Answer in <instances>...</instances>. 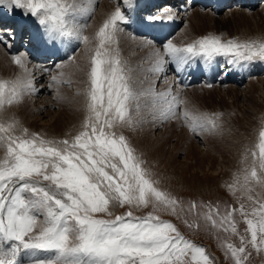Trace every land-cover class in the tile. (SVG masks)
Returning a JSON list of instances; mask_svg holds the SVG:
<instances>
[{
	"label": "snow or ice",
	"instance_id": "1",
	"mask_svg": "<svg viewBox=\"0 0 264 264\" xmlns=\"http://www.w3.org/2000/svg\"><path fill=\"white\" fill-rule=\"evenodd\" d=\"M88 3L89 7L81 8L76 0H0L9 15L19 10L33 18L47 45L59 47L71 40L83 44L88 61L83 69L86 116L71 139L29 133L15 118L0 121V148L5 150L0 158V264H214L203 246L155 214L164 210L178 217L181 201L157 186L146 161L120 130L135 128L140 122L141 98L153 119L180 121L198 136L220 132L223 114L194 111L182 89L157 92L153 82L137 91L118 47V35L131 23L129 14L138 7L137 0H123L124 10L116 7L92 37L84 34L88 24L78 23V13L94 12L92 0ZM175 18L169 6L147 20ZM4 33H0V44L11 49L15 33L11 29ZM153 57L149 69L153 74L164 73L169 64L181 73L194 59L212 62L223 57L229 65L264 62V39L224 41L207 35L183 47L168 41L163 51L154 50ZM11 60L22 74L14 80L0 79V113L39 91L27 53L16 52ZM75 61L73 51L67 62ZM51 81L61 82L57 75ZM255 149L245 152L244 159L250 151L252 162L244 169L243 184L237 178L227 185L233 195L238 186L251 192L249 185H264V130ZM254 203L258 206L250 211L241 203L239 209H226L223 215L218 207L208 206L204 215L213 228L232 234H237L234 214L244 217L250 238L240 236L238 247L226 245L234 264H245L251 255L249 245L257 252L264 250V202ZM125 206L129 208L125 214L114 215L113 209ZM196 207L192 202L190 210ZM141 208L152 211L134 215L132 209ZM184 222L189 228L199 227Z\"/></svg>",
	"mask_w": 264,
	"mask_h": 264
},
{
	"label": "rangeland",
	"instance_id": "2",
	"mask_svg": "<svg viewBox=\"0 0 264 264\" xmlns=\"http://www.w3.org/2000/svg\"><path fill=\"white\" fill-rule=\"evenodd\" d=\"M83 1L85 2V4H87V2H88V0H83ZM93 1L98 3V0H92V2ZM163 2L166 3L167 0H164ZM182 3L183 2L181 0H177L176 4L174 5V6H176L175 8H179L182 5ZM196 6L199 7L198 5H196ZM196 6L188 8V15H186L185 18L187 19V21L191 22L192 16L194 15L193 14L194 10H196L197 12L200 11L199 13L202 15V19H203L204 26H205V28H204V30H205L204 32L205 33L198 35V37L199 36H203V35H206V36L207 35H214V36H220L224 41H227V40H230V39H237L239 41L251 40L253 38L254 39H259V38L260 39H264V37H263L264 33H263V35L260 34V31L264 29V24H263L264 20H262V18L264 19V14H262V12L264 13V11L262 10L263 6H262L261 2L258 3V5L256 7L255 6L253 7L254 9L251 11V13L248 12L249 10L248 11L244 10L247 14H245V12H243V13H241V12L238 13L237 12L236 13V12H232V11H231L232 13L231 12L225 13L224 9L226 7L222 8L219 12L216 13V14L220 13L219 16H221L222 19L221 20L218 19V20H216L214 22L208 21V19H207L208 13H206L204 11L205 9H198V8H196ZM190 10H193V11L190 12ZM201 10H203V11H201ZM18 11L19 10H17V12ZM174 12H176V9H174ZM253 12L254 13L258 12V14H254ZM206 14H207V16L204 19ZM252 14H253L254 19L251 17ZM254 15H256V16L258 15L257 16L258 18L261 15L263 16V17H260V21H261L262 25H261V23H258L259 19L255 18L256 16H254ZM247 17H248L249 22H248V20H246ZM89 18L90 17H88L87 20L84 21V23L85 22L89 23L90 22ZM233 18H235V19H233ZM237 18H239V19L237 20ZM251 18L253 19L254 23H253ZM226 19H227V22H226ZM250 19H251V21H250ZM204 20H206V21H204ZM228 20H230V21L228 22ZM233 20H235L234 23L236 25L235 24L233 25ZM187 21L186 20L183 21L181 23V26L182 27L187 26V24H188V23H186ZM222 21L226 22V23H223ZM236 21L240 25H237L238 23ZM244 22L247 23V25H244L245 24ZM213 23H214V25H213ZM229 23L231 24V26H230ZM255 23H257L256 26L258 28L255 27ZM249 25H250V27H249ZM211 26H212V29H211ZM240 26H241V28H240ZM249 28H251V29H249ZM246 29H248V30H246ZM242 30H244V31L242 32ZM249 30H251V31H249ZM257 30H258L259 34H255L257 32ZM246 31L249 34H246ZM252 31H253L254 34L251 33ZM128 33L131 34L130 31H127L125 29H124L123 32L119 33L120 37L121 36L124 37V39L123 38H121V39L123 41L126 40L125 43L121 42L123 45L120 44L122 48L121 47L119 48L120 49V53L121 52L125 53L122 56V58H125V59H128L129 50L127 48H131L130 45H126V43L130 42V38H126L125 37V34L127 35ZM196 37L192 38V40L194 41L196 39H199L198 37L197 38ZM178 39L179 38H177V36H175L174 39L171 42L176 44V43H178ZM176 45L178 46L180 44H176ZM76 48L78 49L76 51V56L79 58V59L78 58H76V59H78L79 61L76 60L75 61L76 63H72V64L69 63L68 64L67 58L65 60H63L64 63L62 64V67L59 68L58 72L56 73V75L58 76V79L61 81L60 83L54 84L51 81V79H49V80L48 79L47 80L44 79V81H46V84H47L48 87H49L50 84H53L52 87H49L51 90L48 93L42 94L40 92L39 93L37 92L35 94L26 96L24 98V100H23V103H21L19 106H12L13 108L9 107L4 112H2L0 114H6L9 117L11 115V117H14V115L20 116V113H21V119H24L25 116L26 117L28 116L27 114L30 115V114H33L34 112L37 111V109H35V106H36L35 103H37V101H39V100H41V101L44 100L45 102L49 101L45 107L49 106L48 108L51 111L50 115L53 116V115H55V113H57L59 111L58 112L59 115H57L58 113L55 115V119H56L55 121H57L58 119L62 120L61 121L62 123L60 122L61 124H60L59 128H57V126L54 127V126H51L50 124H47L44 121L46 118H43L41 120L43 122H41L39 119H37V121H35V122L32 121L30 123L31 125L29 124L30 126L27 125L28 128L27 127H25V128L28 129L29 133H31L33 131L32 133H37V134H39L42 137L46 135L47 136V137L45 136L46 139H55V138L57 140L71 139L73 136H75L81 130V125H82V122H83L82 121L83 120V112H82L83 108H81L82 107V105H81L82 103H80V102H84L85 96H83V93H84L83 88L86 89V87H87L86 78H85V80H82V79H84L82 74L84 73L83 69L85 68L84 65H86V63H85L86 59L82 55H80V57H79V53L81 51L80 49H82V50H84V49H83V47H82V45L80 43L77 44ZM86 53H85V55L87 56ZM84 59H85V61H84ZM79 63L80 64L82 63L84 68L83 67H79V66H82V64L79 65ZM253 63L254 64L261 63V65L264 66V62L258 61V62H253ZM253 63L248 62V63L242 64V65H229V64H227L226 61H223V64H224L223 68L225 69V75L228 76V74L229 75L230 74L231 75L234 74L233 73L234 68H238L236 70V72L240 71L239 76H244L245 75V76H249L250 77L251 73L254 70V68H256V67H254V65H252ZM6 65L3 64V63H0V67H1L0 68V70H1L0 71V78L3 77L4 80H7V79L10 80V78H12L11 80H13L17 76L22 74L21 73V69L17 65L14 66V63L12 61H10ZM9 65H10V67H9ZM75 65H76V67L78 69L73 67ZM7 67H8L9 70L7 69ZM15 67H17V68H15ZM72 67L74 69L71 70ZM2 68H4V69L6 68L7 70L6 71L4 69L2 70ZM79 69L80 70L82 69V72ZM12 70H14V72H12ZM8 71H9V74H8ZM5 72H7V73H5ZM30 72H31L32 77H33L35 75V73L33 74L31 70H30ZM61 72L64 74L63 76L59 75ZM148 74L151 75V77L149 78L148 81H144V80H142V78L140 79L139 78L140 76H138L137 74L136 75L134 74L135 76L131 74V76L133 78V81H135L134 82V87L136 88L137 91H140V90H142L144 88H147L149 83H153L154 82L155 76L159 75V74H153L152 72H150V73L148 72ZM9 75H11V77H8ZM257 75H259L258 76L259 78L264 79V70L261 69L258 72ZM4 76H7V77H4ZM33 79H34L35 87L37 88V86H36L37 82H35L36 78L33 77ZM134 79H137V80H134ZM78 81H79V83H77ZM224 81L225 82H222V83L226 84V85L224 84L225 87H223L224 85H222V84L221 85H212L211 87H208L207 85H203V84H206V83H202V84L193 85L192 87H189L190 89L189 88L182 89L184 97L190 102L189 107L191 109H193L194 111H199V112L209 113V114H211V113H222L223 114L222 120H221V129L222 130L220 132H218L219 134L218 133H205L203 136L193 135L189 131V129L187 127H184V126L181 125L180 121L169 120L167 122H162L159 119H153V115H152L151 110L149 108H146V107L143 106L145 104L144 103L145 100L143 98H141V100H140L141 101L140 103H141V106H142L141 107V111L143 113L147 114V116L146 115L143 116V118L141 120L142 122L144 120H147L146 127H148L150 129L152 125H154L155 123L158 122L157 124L161 125V128H159V130L163 129V131H164L166 126H168L171 123H175V124H178V127H177L178 129H176V130H177V132L179 130L178 134L180 135V137L183 134H187L188 138H189L188 142H184V148L181 151L180 150L179 151H175V149L173 148L174 145H175V147L177 146V144H178L177 142L179 140L172 138V140L170 141V139H169L168 142L164 144L166 146V148L164 146L165 151L167 149V151L169 152L168 153L166 151L168 153V154L165 155L166 159H164L163 155H162L163 157L160 155V157H162L163 160H165L167 162H170L169 166L165 167V170L161 169L162 167L159 168L157 166L159 169H157L156 171H158V172L155 173V172L152 171V174H154L153 178L159 182L157 186L161 190L165 191L166 193L171 194L173 197H175L179 201H181L182 210L179 211V216L178 217L174 216V215L170 214L168 211H164V210H160V211L156 212L155 214L159 215L160 218L163 219V220H169L172 223H174L179 228L181 233L185 236V238H187L190 241H193L198 246H203L206 249V252L212 258H214V264H219V263L217 262V260L215 258L216 256L215 257L213 256V252H215V254L220 256V259H221L222 263H224V264H234V261L231 258L230 254H226V245L228 243H232L233 245L238 247V246H240V243H241L240 236H245L246 239H249L250 238V234L246 232L247 224L245 222L244 217H242L239 214V212H236L234 214V220L237 222V234H232L230 231L229 232H225V231H223L222 228H213L211 226L210 222L206 221L205 218H204V215L209 212V207L208 206H211L212 209H215V208L218 207L219 211H220V214L223 215L226 209H229V208L239 209L241 203H243L245 205L246 211H250L251 207L258 206V204L254 203L255 201L259 200L261 202H264V185H259V184H255V183L249 185V187L252 189L251 192H245L243 189L240 188V186H238L235 195H233L231 193V191L227 187L228 184H232L237 178H239L240 184L241 185L243 184L244 169L245 168H249L250 165H251V162H252V157H251L250 151L247 153L248 159L247 160L244 159L245 152H246V150H256L255 146L258 143L259 132L261 130H264V110H263L264 107H259V109H257L258 108L257 107L256 109H254V108H250L251 106H249V107L247 106V108H246V105L244 104L245 105L244 106L241 101L238 102V101L234 100V97L233 98L231 97V96H234L233 92L236 93V90L238 92H241L243 89H246L245 88L246 81L243 82L244 79H242L240 86L237 85V84H234V86H233V84H230V85L227 84V83H232V82H229L230 80H227L225 78H224ZM254 81L256 83H259L258 79L254 80ZM263 82H264V80H263ZM48 83H49V85H48ZM80 83H82V85L83 86L85 85V86L84 87L81 86ZM146 83H148V84H146ZM79 85H80V88H79ZM154 85H155V88H157V92L166 91V89H161L159 87L160 86L159 83L155 82ZM208 85H210V84H208ZM71 86H74V87H71ZM81 87H83V88H81ZM75 89H77L79 92L77 90H75ZM59 91H61V92H59ZM73 91H75V92L73 93ZM224 92L225 93L227 92L228 94L225 95ZM57 94H58V96H57ZM220 94H222V95H220ZM43 95L44 96L46 95L49 98L45 96L44 99H42ZM54 96H55V98H54ZM60 96H62V97H60ZM74 96H76V97L74 98ZM77 96H78V99L80 98L79 99L80 101L77 100ZM196 97H197V100H196ZM61 98H62V100H61ZM32 99L34 100V102H33ZM55 99H58V100L56 101ZM73 99H75L76 102H74L75 100L73 101ZM198 99H199V101H198ZM52 100H53V103L51 102ZM54 101H55L56 104L54 103ZM77 101H78V104H80L79 107L77 105ZM73 103H74V106H73ZM33 104H34V106H33ZM238 104H240V105L237 108ZM22 105H23V107H22ZM74 107H76V108H74ZM242 107H244V109ZM30 108H31V112H30ZM261 108H262V110H261ZM52 109H53V111H52ZM55 109H56V111H55ZM70 109H71V111H70ZM26 110H28L29 112L28 111L26 112ZM240 110L242 112H244V113L246 111V113L244 114ZM243 110H245V111H243ZM141 111L139 113L140 115L143 114ZM247 112H249V113L247 114ZM62 113L63 114L65 113V115H62ZM239 113H241L242 115L239 114ZM66 115H67V117H66ZM78 115H81V116H78ZM247 115L249 116L248 118H247ZM68 116H69V118H68ZM241 116H244V118H242ZM245 116H246L247 119L245 118ZM77 117H78V119H76ZM79 118H80V120L82 119L81 120L82 122L79 120ZM240 118H242V119H240ZM0 121H1V118H0ZM239 121L241 123H239V124L236 123V122H239ZM73 122L74 123L76 122V123L74 124ZM78 122L79 123L81 122V123L79 124ZM244 122L247 124V126H246V124ZM72 124H73V126L77 124L78 128L71 126ZM237 124L239 125V127L237 126ZM70 126H71V128L73 127V129L70 130V128H69ZM232 127H233V129L231 130ZM45 128H47V130H42V129H45ZM240 128H242V129H240ZM243 128L245 130L244 133L241 132V131H243ZM41 130H42L44 135L42 134ZM48 130H50V131H48ZM45 131H46V133H45ZM73 131L75 132V134H74ZM76 131H77V133H76ZM66 132H69V133H66ZM70 132H72V134H73L72 136H70L71 135ZM235 132H236V134H235ZM16 134H19V130H17ZM53 134L56 137H54ZM150 134L152 135V133H150ZM231 134H232V136H230ZM237 134H239V135H237ZM57 136H58V138H57ZM219 138H220V140H218L219 141V144H218L216 142H217V139H219ZM230 138H232V139H230ZM235 138L237 139V141H236ZM239 138H240L241 141L239 140ZM242 139H244V140H242ZM226 140H228L229 142L226 141ZM220 141H222L221 144H220ZM223 141H225L224 143H227V144H225L226 146L224 145ZM244 141H245V143H244ZM234 142L235 143L238 142V143H236V145L237 144L238 145L235 146ZM198 143H201V144H198ZM229 143H232L234 145L229 144ZM191 144H193V145L191 146ZM205 144L207 146L208 145L209 146L207 147ZM215 145H217V147ZM222 145H224V147H225V148L223 147L224 150L222 148ZM229 145H231L232 147H230ZM213 146L215 148L214 150H213ZM235 147H236V149H235ZM171 148H172V150H171ZM226 148H227V150H225ZM2 149L3 148H0V150H1L0 151V155L3 154V153L5 154V150H3L4 152H2ZM239 149H240V151H239ZM208 150H210V151H208ZM234 150H236V151H234ZM189 152H191L192 155L194 154V156H195V160H193L192 163H195V164L200 166L201 162H203L204 165L203 166L201 165L202 166L201 169H200V167L199 168H195V169H193V168L191 169L190 165H189V167L185 168V166L183 164L187 163L186 161H188V160H187L186 156L188 155ZM206 152H207V155H206ZM214 152H215V154H214ZM238 152H240V153L238 154ZM222 153H224L226 155H224ZM209 155H210V157H209ZM216 155H217V158L214 157ZM231 155H232V157H231ZM233 155H235V157ZM229 156H230V158H229ZM236 157H238V158H236ZM167 158H169V159L167 160ZM184 158H186V159H184ZM220 158H221V160H220ZM143 159L146 160V164H147L148 163L147 158L145 159V157H143ZM206 159H207V161H206ZM234 160L236 162H234ZM223 163H224V167H223ZM233 163H235V165ZM190 164H191V162H190ZM216 164L218 165V167H217ZM205 167H206V170L203 171L202 169L205 168ZM212 168H214V169H212ZM217 168H219V169H217ZM160 171H161V173H159ZM231 178H233V179H231ZM249 196L252 197V200L248 199ZM192 202H195L197 207L195 209H191L190 210V205H191ZM128 210H129L128 206H125V207H122V208L121 207H117V208L113 209V212H114V215H123ZM132 210H133L134 215H136V216H145V215L148 214V212L152 211L151 208H147V209L141 208V209H132ZM213 215H214V218H217L215 216V213H213ZM185 220H187L188 223H191L193 225L199 224V227L197 228V227L193 226L192 228H189L185 224V222H184ZM247 250L251 252V255L248 257V259L245 262V264H264V250H262L260 252H257L255 249L251 248L250 245L248 246Z\"/></svg>",
	"mask_w": 264,
	"mask_h": 264
},
{
	"label": "bare ground",
	"instance_id": "3",
	"mask_svg": "<svg viewBox=\"0 0 264 264\" xmlns=\"http://www.w3.org/2000/svg\"><path fill=\"white\" fill-rule=\"evenodd\" d=\"M159 1H161V4L162 5H157V7H152L153 6V4H157V2H159ZM164 0H137V4H138V9H139V11L140 12H142L143 11V9H147L146 10V13H147V11H149L150 9H148L147 7H150L151 9H153V10H159V9H161V8H164L165 6H166V4H169V3H171V4H176V2H177V0H167V2L166 3H164L163 2ZM201 1V0H200ZM94 2V1H93ZM92 2V7L94 8V12L92 13V14H90V15H88V16H83L82 14H79L78 13V23H84V21L85 20H87V18L88 17H90L89 18V20H90V22L88 23V22H85V23H88V27H87V29L84 31V34L85 35H88V36H90V37H92L93 35H94V33L99 29V27H101L102 25H103V23H104V21L108 18V16L115 10V8L116 7H121L122 8V10L124 9V5H123V0H98V3L97 2H94L93 3ZM163 2V3H162ZM261 2V4H262V6H263V8H262V10L264 11V0H258V3H260ZM76 3L79 5V7H81V8H87V7H89V3L87 2V4H85V2L83 1V0H76ZM165 4V5H164ZM244 4H246V6H242V5H244ZM251 6H250V5ZM254 5L255 4H251V3H249L248 1H246L245 0V2H242V0H239V1H236V2H231L229 5H227L226 6V8L224 9L225 10V13H229V12H238V13H243V12H245V11H248L249 13H251V11L254 9L253 7H254ZM242 6V7H241ZM261 6V7H262ZM182 8V5L178 8V9H181ZM188 8H191V7H188ZM188 8L185 10V11H180V10H177L176 9V12H174V10H173V14H174V16L177 18V20L180 22V23H182L183 21H187V19L185 18V16L186 15H188ZM196 8H198V9H201L200 7H197L196 6ZM245 10V11H244ZM193 10H190V12H192ZM201 11H203V10H201ZM206 13H208V17H207V19H208V21H211V22H214V21H216V20H218V19H222L221 18V16H219L220 15V13L219 14H216V10L215 9H213V8H207V9H205L204 10ZM200 12V11H199ZM199 12H197L196 10H194V15L192 16V20H191V22H189V21H187L186 23H188L187 24V26H185V27H182L181 28V30L176 34V36H177V38H179L178 39V43H176V44H180V45H186V44H189V43H191V42H193V40H192V38H195L196 36L198 37V35H200V34H203V33H205L204 31V28H205V26H204V22H203V19H202V15L199 13ZM231 12V13H232ZM260 12V11H259ZM203 13V12H202ZM248 13V14H249ZM254 13V12H253ZM261 13V12H260ZM148 14V13H147ZM147 14H144V15H146L147 16ZM176 14V15H175ZM245 14H247L246 12H245ZM254 14H258V12L257 13H254ZM262 14H264L263 12H262ZM192 15V14H191ZM224 15V14H223ZM228 15V14H227ZM206 16H207V14L205 15V17H204V19L206 18ZM245 16V15H244ZM243 16V17H244ZM254 16H256V15H254ZM258 16V15H257ZM255 17V18H257V19H259L258 21V23H261V21H260V17H263L262 15L258 18V17ZM225 17V16H224ZM223 17V18H224ZM251 17L254 19V17H253V14L251 15ZM251 18V19H252ZM22 19H26L28 22H27V24H28V26H29V30H30V39L31 38H35L36 39V41H38V40H40V37H39V34H40V36H41V33H40V31H39V29H38V26H37V24L34 22V20H32L31 19V17H25V16H23L22 14H21V12L20 11H16V12H14L13 14H11V15H9L8 13H7V11L3 8V7H0V33H3V34H5L6 35V33H4V30L5 29H8V28H6L7 27V23H11V27L13 28V25H14V23L16 24L17 23V21L18 20H22ZM225 19V18H224ZM233 19H235V18H233ZM239 18H237V20H238ZM251 19H250V21H251ZM253 19H252V21H253ZM245 20V19H244ZM246 20H248V17H247V19ZM256 20V19H255ZM262 20H264L263 18H262ZM29 21H31V23L29 22ZM204 21H206V20H204ZM230 20H228V22H229ZM219 22V21H218ZM223 22V21H222ZM226 22H227V19H226ZM226 22H223V23H226ZM235 22V20H233V25L235 24L234 23ZM237 22V21H236ZM241 22V21H240ZM247 22V21H246ZM248 22H249V20H248ZM256 22V21H255ZM238 23V22H237ZM245 23V22H244ZM253 23H254V21H253ZM230 24V23H229ZM263 24H264V22H263ZM212 25V24H211ZM213 25H214V23H213ZM232 25V26H233ZM236 25V24H235ZM237 25H240L239 23L237 24ZM244 25H247V23H245ZM257 25V23H255V27H257L256 26ZM261 25H262V23H261ZM16 26H17V24L15 25V29H16ZM209 26V25H208ZM230 26H231V24H230ZM3 27V28H2ZM245 27V26H244ZM249 27H250V25H249ZM254 27V28H255ZM11 28V29H12ZM238 28V27H237ZM240 28H241V26H240ZM243 28V27H242ZM253 28V29H254ZM258 28V27H257ZM10 29V28H9ZM211 29H212V26H211ZM214 29V28H213ZM249 29H251V28H249ZM256 29V28H255ZM208 30V29H207ZM246 30H248V29H246ZM241 31V30H240ZM244 30H242V32H243ZM249 31H251V30H249ZM248 31V32H249ZM260 31V30H259ZM263 31V32H262ZM13 32H15V30L13 31ZM256 32V31H255ZM257 32H258V30H257ZM255 33V34H259V32L258 33ZM39 33V34H38ZM245 33V32H244ZM251 33H253V31L251 32ZM263 33H264V29L263 30H261L260 31V34H262L263 35ZM246 34H249V33H247V31H246ZM245 34V35H246ZM254 34V33H253ZM203 36H206V35H203ZM203 36H199L198 38H200V37H203ZM227 36V35H226ZM125 37L126 38H130V42H128V43H126V45H130L131 46V48H127L128 50H129V52H128V59H125V58H122V56H123V54H125V53H123V52H121L120 53V55H121V58H122V60H124V61H126L127 62V67L129 68V69H131V74L132 75H138V76H140L139 78L141 79L142 78V80H144V81H148L149 80V78L151 77V75L150 74H148V72L150 73V71H149V69L152 67V65H153V63H154V57H153V52H154V50L155 49H159V50H161V51H163V47H161L159 44H156V43H153L152 41H150L148 38H146L145 37V35H142V36H132L131 34H125ZM196 37V38H197ZM230 37V36H229ZM254 37V36H253ZM262 37V36H261ZM263 37H264V35H263ZM41 38H42V36H41ZM121 38H123L124 39V37H120L119 35H118V41H119V44H118V47L120 48L121 47V45L120 44H122V43H125V41H123ZM248 38V37H247ZM254 39V38H253ZM260 39V38H259ZM43 40V39H42ZM128 40V39H127ZM44 41V40H43ZM180 41V42H179ZM122 42V43H121ZM149 42H151V43H149ZM94 43V42H93ZM185 43V44H184ZM82 45V47H83V49L84 50H82V49H80L81 51H80V53H79V57H80V55H82L85 59H86V61H85V59H84V61H85V63H86V65H87V63H88V61H87V56L85 55V53H86V49H85V46L83 45V44H81ZM123 45V44H122ZM48 47H51L50 45H47ZM81 48V47H80ZM122 48V47H121ZM124 49V48H123ZM34 50V47L33 46H31V47H29V50H28V52L26 51V53H27V55H28V59H29V61H30V63H29V65H28V67H29V69L32 71V73L34 74L35 73V75L33 76L34 78H36V81L35 82H37V89H39V91H38V93L40 92V93H42V94H44V93H48L51 89L47 86V84H46V81H44V79H51V76L52 75H56V73L58 72V69H57V67H56V65L57 64H61L63 61H59V62H56L55 63V65L52 63V61H51V58L49 57V58H46V59H42L41 61H37L36 60V58H38L37 57V55L36 54H33V51ZM78 50V49H77ZM46 51H48V52H51V51H53L51 48H48V49H46ZM125 51V50H124ZM119 52H120V49H119ZM76 53V52H75ZM84 53V54H83ZM87 54V53H86ZM11 55L12 54H10L9 53V48H6L3 44H0V63H3V64H8L10 61H12L11 60ZM130 55V56H129ZM125 56V55H124ZM76 58H78L77 56H76ZM79 59V58H78ZM78 59H76L77 61H79ZM221 59H223V61H226V59L225 58H223V57H221ZM216 60H220V58H217ZM83 61V60H82ZM83 61V62H84ZM191 63L188 65V68H190V69H192L193 71H196L197 73H203V74H206L207 73V70H206V67H205V61L204 60H201V59H194V60H192V61H190ZM255 62H258V61H255ZM74 63H76V62H74ZM225 63V62H224ZM251 63H253V62H251ZM11 64V63H10ZM69 64V63H68ZM72 64V63H71ZM82 64V63H81ZM80 63H79V65H81ZM12 65V64H11ZM78 65V66H79ZM86 65H84L85 67H86ZM252 65H254V67H256V68H254V70H253V72L251 73V74H253V75H251L250 77L249 76H239V74H240V71L239 72H236V70L238 69V68H234V71H233V73L234 74H228V76H226L225 75V73H223L222 75H221V77L222 78H226L227 80H230L232 83H227V84H233V86H234V84H237V85H241V81H242V79H244V81L243 82H245L246 81V85H245V88L246 89H243L241 92H238L237 90H236V93H234L233 92V94H234V96H231L232 98L234 97V100H236V101H238V102H242L243 103V105L245 104L246 105V108H247V106L249 107V106H251L250 108H254V109H256L257 107V109H259V107H264V82H263V80L264 79H262V78H259L258 76L259 75H257L256 73H258L261 69L262 70H264V66L263 65H261V63H257V64H252ZM7 66V65H6ZM14 66H15V64H14ZM72 66V65H71ZM84 66H83V64H82V66H79V67H83L84 68ZM9 67H10V65H9ZM68 67V66H67ZM73 67H75L76 69H78L77 67H76V65L75 66H73ZM71 68V70L72 69H74V68ZM223 67H224V64H223ZM1 68V67H0ZM15 68H17V67H15ZM174 68H175V65H171V66H169V68L167 67L166 68V71L164 72V73H161V74H159V75H157V76H155V78H154V83L155 82H157V83H159L160 84V88L161 89H168V88H171L174 92L177 90V89H186V88H189V87H192L193 85H191V86H188V87H183V85H181V84H179L174 78H173V76H171V74L169 73L170 72V70H174ZM4 68H2V70H3ZM7 69H8V67H7ZM6 68L4 69L5 71L7 70ZM12 69V68H11ZM10 69V70H11ZM43 69H48V71H42ZM229 69V68H228ZM241 69V68H240ZM239 69V70H240ZM9 70V69H8ZM70 70V71H71ZM80 70V69H79ZM259 70V71H258ZM1 71V70H0ZM16 71V70H15ZM20 71V70H19ZM67 71V70H66ZM74 71V70H73ZM81 72H82V69L80 70ZM4 72V71H3ZM12 72H14V70H12ZM69 72V71H68ZM67 72V73H68ZM256 72V73H255ZM5 73H7V72H5ZM20 73V72H19ZM75 73V72H74ZM174 73H176L175 71H174ZM8 74H9V71H8ZM17 74V73H16ZM254 74H256V76L254 75ZM18 75V74H17ZM64 75V74H63ZM75 75V74H74ZM83 75V77H84V79H82V80H85V75H84V73L82 74ZM134 75V76H135ZM3 76V75H2ZM20 76V75H19ZM4 77H7V76H4ZM8 77H11V75H9ZM74 77V76H73ZM255 77V78H254ZM2 79H4L3 77H1ZM0 78V79H1ZM82 78V77H81ZM136 78V77H135ZM138 78V79H139ZM7 79V78H6ZM12 78H10V80H11ZM133 79V78H132ZM177 79V78H176ZM258 79V81H259V83H256L254 80H257ZM8 80V79H7ZM14 80V79H13ZM75 80V79H74ZM134 80H137V79H134ZM153 81V80H152ZM135 82V81H134ZM143 82V81H142ZM178 84H177V83ZM77 83H79V81L77 82ZM84 83V82H83ZM81 84V86H83L82 85V83H80ZM85 84V83H84ZM142 84V83H141ZM146 84H148V83H146ZM224 85L225 83H220V84H216V85ZM48 85H49V83H48ZM53 85V84H52ZM77 85V84H76ZM136 85V84H135ZM144 85V84H143ZM203 85H208V84H203ZM226 85V84H225ZM225 85L223 86V87H225ZM85 86V85H84ZM83 86V87H84ZM232 86V85H231ZM232 86V87H233ZM71 87H74V86H71ZM77 87V86H76ZM75 87V88H76ZM83 87H81V88H83ZM158 87V86H157ZM79 88H80V85H79ZM241 88V87H240ZM78 89V88H77ZM77 89H75V90H77ZM190 89V88H189ZM224 89V88H223ZM85 89L83 88V91H84ZM227 90V89H226ZM70 91V90H69ZM78 91V90H77ZM156 91H157V88H156ZM187 91V90H186ZM59 92H61V91H59ZM75 91H73V93H74ZM79 92V91H78ZM221 92V91H220ZM72 93V92H71ZM82 93V92H81ZM223 93V92H222ZM225 93V92H224ZM70 94V93H69ZM77 94V93H76ZM197 94V93H196ZM226 94H228L227 92L225 93V95ZM61 95V94H60ZM66 95V94H65ZM68 95V94H67ZM220 95H222V94H220ZM46 96V95H45ZM44 95L42 96L43 98L42 99H44V97H45ZM57 96H58V94H57ZM69 96V95H68ZM83 96H84V94H83ZM34 97V96H33ZM46 97H48V96H46ZM60 97H62V96H60ZM76 96H74V98H75ZM81 97V96H80ZM200 97V96H199ZM36 98V97H35ZM38 98V97H37ZM49 98V97H48ZM54 98H55V96H54ZM67 98V97H66ZM34 99V98H33ZM32 99V100H33ZM71 99V98H70ZM80 99V98H79ZM78 99V96H77V100L78 101H80ZM195 99V98H194ZM37 100V99H36ZM50 100V99H49ZM56 101L58 100V99H55ZM61 100H62V98H61ZM65 100V99H64ZM75 99H73V101H74ZM196 100H197V97H196ZM48 101V100H47ZM66 101V100H65ZM78 101H77V105H78V107H79V105L80 104H78ZM198 101H199V99H198ZM32 102V101H31ZM33 102H34V100H33ZM32 102V103H33ZM49 102V101H48ZM48 102H45L44 100L43 101H41V100H39V101H37V103H35V109H37V111L36 112H34L33 114H27L28 116L26 117H24V119H21V113H20V116H18V115H14V117H11V115H10V117L8 116V115H6V114H0V118H1V121H3V122H9L11 119H13V118H15L16 120H18L19 122H20V125L23 127V128H25V127H27V125H29L32 121L33 122H35V121H37V119H39L40 121L43 119V118H46L44 121L47 123V124H50L51 126H54V127H56L57 126V128H59V126H60V124L62 123L61 121L62 120H57V121H55L56 119H55V115L59 112H57V113H55V115H50V110H49V106L48 107H45L46 105H47V103ZM52 103H53V100L51 101ZM74 102H76V100L74 101ZM141 102V101H140ZM197 102V101H196ZM237 102V103H238ZM31 103V104H32ZM54 103H55V101H54ZM58 103V102H57ZM71 103V102H70ZM80 103H82L81 105H82V107L81 108H83V110H82V112H83V120L82 121H84V119H85V116H86V110H85V99H84V102H80ZM145 103V102H144ZM50 104V103H49ZM56 104V103H55ZM59 104V103H58ZM67 104V103H66ZM199 104V103H198ZM54 105V104H53ZM72 105V104H71ZM239 105L240 104H238V106H237V108L239 107ZM242 105V104H241ZM244 105V106H245ZM33 106H34V104H33ZM59 106V105H58ZM73 106H74V103H73ZM22 107H23V105H22ZM63 107V106H62ZM13 108V107H12ZM11 108V109H12ZM68 108V107H67ZM74 108H76V107H74ZM241 108V107H240ZM243 109H244V107H242ZM245 108V109H246ZM18 109V108H17ZM34 109V108H33ZM59 109V108H58ZM79 109V108H78ZM236 109V108H235ZM234 109V110H235ZM253 109V110H254ZM19 110V109H18ZM62 110V109H61ZM80 110V109H79ZM250 110V109H249ZM261 110H262V108H261ZM263 110H264V108H263ZM24 111V110H23ZM22 111V112H23ZM28 110H26V112H27ZM52 111H53V109H52ZM55 111H56V109H55ZM70 111H71V109H70ZM81 111V110H80ZM241 111V110H240ZM243 111H245V110H243ZM4 112V111H3ZM20 112V111H19ZM29 112V111H28ZM30 112H31V108H30ZM62 112V111H61ZM79 112V111H78ZM142 112V111H141ZM236 112V111H235ZM242 112V111H241ZM253 112V111H252ZM258 112V111H257ZM81 113V112H80ZM143 113V112H142ZM242 113H244V112H242ZM245 113H246V111H245ZM244 113V114H245ZM249 112H247V114H248ZM11 114V113H10ZM17 114V113H16ZM61 114V113H60ZM239 114H241V113H239ZM252 114V113H251ZM57 115H59V113L57 114ZM62 115H65V113L63 114L62 113ZM76 115V114H75ZM135 115V114H134ZM147 116V114H145V113H143L142 115H138L137 116V119L140 121L138 124H137V126L135 127V128H124V129H122V130H120V131H122L123 132V134H125L126 135V137L129 139V141L131 142V144H132V146L136 149V151L142 156V158L143 157H145V159L147 158V161H148V163L145 165L147 168H149L150 169V171H151V173H152V171L153 172H155V173H157L158 171H156L157 169H159V168H161V169H164L165 170V167H167V166H169V163L170 162H167V161H165V160H163V156H164V159H166L165 158V155L166 154H168L169 152L167 151V149H166V151L168 152H166L165 151V148H166V146L164 145L165 143H167L168 142V140L170 139V141L172 140V138L173 139H177V140H179L177 143V146L175 147V145H174V149H175V151H181L183 148H184V142H188V135L187 134H183L181 137H180V135L178 134L179 133V130H178V132H177V130L176 129H178L177 127H178V124H175V123H171V124H169L168 126H166L165 127V129H164V131H163V129H160L159 130V128H161V125H159V124H157V123H155L154 125H152L151 126V128L149 129L148 127H146V125H147V120H144L143 122L141 121L142 120V118H143V116ZM242 115V114H241ZM254 115V114H253ZM70 116V115H69ZM69 116H68V118H69ZM78 116H81V115H78ZM227 116V115H226ZM231 116V115H230ZM234 116V115H233ZM64 117V116H63ZM66 117H67V115H66ZM75 117V116H74ZM242 118H244V116H241ZM249 116L247 115V118H248ZM61 118V117H60ZM225 118V117H224ZM234 118V117H233ZM242 118H240V119H242ZM245 118H246V116H245ZM246 118V119H247ZM73 119V118H72ZM75 119V118H74ZM76 119H78V117L76 118ZM75 119V120H76ZM239 119V118H238ZM237 119V120H238ZM65 120V119H64ZM79 120H80V118H79ZM80 120V121H81ZM81 121V122H82ZM232 121V120H231ZM244 121V120H243ZM250 121V120H249ZM41 122H43V121H41ZM61 122V123H60ZM80 122V123H81ZM247 122V121H246ZM40 123V122H39ZM74 123V122H73ZM76 123V122H75ZM74 123V124H75ZM79 123V122H78ZM79 123V124H80ZM142 123V124H141ZM236 123H241L240 121L239 122H236ZM245 123V122H244ZM64 124V123H63ZM62 124V125H63ZM67 124V123H66ZM149 124V123H148ZM163 124V123H162ZM237 124V126L239 127V125ZM246 124V123H245ZM250 124V123H249ZM31 125V124H30ZM29 125V126H30ZM35 125V124H34ZM46 125V124H45ZM151 125V124H150ZM252 125V124H251ZM71 126H73V124L71 125ZM71 126L69 127L70 128V130L71 129H73V127H77L78 128V125L76 124V125H74L72 128H71ZM226 126V125H225ZM246 126H247V124H246ZM43 127V126H42ZM46 127V126H45ZM234 127V126H233ZM233 127L231 128V130L233 129ZM28 128V127H27ZM66 128V127H65ZM164 128V127H163ZM158 129V130H157ZM236 129V128H235ZM240 129H242V128H240ZM19 130V129H18ZM32 130V129H31ZM42 130H47V128H45V129H42ZM42 130H41V132H42ZM66 130V129H65ZM64 130V131H65ZM77 130V129H76ZM222 130V129H221ZM239 130V129H238ZM237 130V131H238ZM48 131H50V130H48ZM52 131V130H51ZM158 131V132H157ZM230 131V130H229ZM244 128H243V131H241L242 133H244ZM33 132V131H32ZM31 132V133H32ZM53 132V131H52ZM61 132V131H60ZM74 132V131H73ZM233 132V131H232ZM45 133H46V131H45ZM49 133V132H48ZM66 133H69V132H66ZM71 133V135L70 136H72L73 134H72V132H70ZM76 133H77V131H76ZM150 133H152V135L150 134ZM240 133V132H239ZM42 134H43V132H42ZM51 134V133H50ZM65 134V133H64ZM74 134H75V132H74ZM219 134V133H218ZM235 134H236V132H235ZM44 135V134H43ZM54 135V134H53ZM52 135V136H53ZM62 135V134H61ZM68 135V136H69ZM229 135V134H228ZM237 135H239V134H237ZM46 136V135H45ZM45 136H43V137H45ZM51 136V137H52ZM67 136V135H66ZM230 136H232V134L230 135ZM242 136V135H241ZM47 137V136H46ZM45 137V138H46ZM50 137V136H49ZM54 137H56L55 135H54ZM60 137V136H59ZM62 137V136H61ZM240 137V136H239ZM243 137V136H242ZM241 137V138H242ZM53 138V137H52ZM57 138H58V136H57ZM225 138V137H224ZM56 139V138H55ZM230 139H232V138H230ZM236 139V138H235ZM57 140V139H56ZM207 140V139H206ZM218 140H220V138L219 139H217V142L216 143H218L219 144V141ZM225 140V139H224ZM239 140H240V138H239ZM242 140H244V139H242ZM190 141V140H189ZM213 141V140H212ZM226 141H228V140H226ZM236 141H237V139H236ZM241 141V140H240ZM173 142V141H172ZM191 142V141H190ZM193 142V141H192ZM225 141H223V143H224ZM229 142V141H228ZM214 143V142H213ZM215 143V144H216ZM222 143V141H220V144ZM235 143V142H234ZM236 143H238V142H236ZM236 143H235V146H237L236 145ZM244 143H245V141H244ZM174 144V143H173ZM196 144V143H195ZM198 144H201V143H198ZM209 144V143H208ZM225 144H227V143H224V145ZM229 144H232V143H229ZM193 144H191V146H192ZM206 145V144H205ZM224 145H222V148L224 147ZM232 145H234V144H232ZM164 146H165V148H164ZM170 146V145H169ZM207 146V145H206ZM209 146V145H208ZM207 146V147H208ZM212 146V145H211ZM216 147H217V145H215ZM226 146V145H225ZM228 146V145H227ZM230 147H232L231 145H229ZM201 147V146H200ZM211 148V147H210ZM220 148V147H219ZM225 148V147H224ZM224 148H223V150H224ZM239 148V147H238ZM192 149V148H191ZM194 149V148H193ZM215 148H214V146H213V150H214ZM235 149H236V147H235ZM241 149V148H240ZM240 149H239V151H240ZM4 149H2V152H4L3 151ZM171 150H172V148H171ZM225 150H227V148L225 149ZM232 150V149H231ZM1 151V150H0ZM203 151V150H202ZM208 151H210V150H208ZM220 151V150H219ZM230 151V150H229ZM234 151H236V150H234ZM233 152V151H232ZM231 152V153H232ZM204 153V152H203ZM202 153V154H203ZM213 153V152H212ZM211 153V154H212ZM230 153V154H231ZM240 152H238V154H239ZM199 154V153H198ZM214 154H215V152H214ZM219 154V153H218ZM217 154V155H218ZM222 154H224V153H222ZM233 154V153H232ZM237 154V155H238ZM5 154L3 153V154H1L0 155V158H3V156H4ZM160 155L162 156V157H160ZM206 155H207V152H206ZM217 155L216 156H214V157H216L217 158ZM221 155V154H220ZM224 155H226V154H224ZM223 155V156H224ZM229 155V154H228ZM197 156V155H196ZM201 156V155H200ZM234 157H235V155H233ZM204 157V156H203ZM206 157V156H205ZM209 157H210V155H209ZM227 157V156H226ZM231 157H232V155H231ZM186 158H187V160L188 161H186L187 163L185 164H183L184 166H185V168H187V167H189V165H190V168L192 169H195V168H199L200 167V169L202 168V166L204 165L203 164V162H201V164H200V166L199 165H197V164H195V163H192V161L193 160H195V156H194V154L192 155V153L191 152H189L188 153V155L186 156ZM186 158H184V159H186ZM219 158V157H218ZM225 158V157H224ZM229 158H230V156H229ZM236 158H238V157H236ZM169 158H167V160H168ZM212 159V158H211ZM210 159V160H211ZM228 159V158H227ZM235 159V158H234ZM220 160H221V158H220ZM219 160V161H220ZM230 160V159H229ZM233 160V159H232ZM241 160V159H240ZM146 161V160H145ZM206 161H207V159H206ZM212 161V160H211ZM218 161V160H217ZM226 161V160H225ZM190 162H191V164H190ZM229 162V161H228ZM234 162H236L235 160H234ZM152 163V164H151ZM211 163V162H210ZM209 163V164H210ZM221 163V162H220ZM239 163V162H238ZM149 164V165H148ZM207 164V163H206ZM213 164V163H212ZM219 164V163H218ZM234 165H235V163H233ZM171 165V164H170ZM202 165V166H201ZM217 165V164H216ZM215 165V166H216ZM231 165V164H230ZM159 168H158V167ZM217 167H218V165H217ZM221 167V166H220ZM223 167H224V163H223ZM212 169H214V168H212ZM217 169H219V168H217ZM203 171H205L206 170V167L205 168H203L202 169ZM162 171V170H161ZM161 171L159 172V173H161ZM213 171V170H212ZM219 171V170H218ZM165 172V171H164ZM154 175V174H153ZM158 175V174H157ZM232 177V176H231ZM231 179H233V178H231ZM220 254V253H219ZM213 256L216 258V260H217V262L219 263V264H224V263H222V261H221V259H220V256L219 255H217V254H215V252H213ZM27 259V258H26Z\"/></svg>",
	"mask_w": 264,
	"mask_h": 264
}]
</instances>
